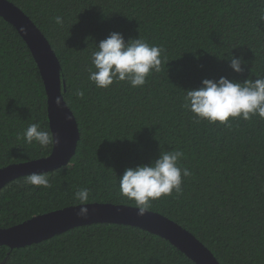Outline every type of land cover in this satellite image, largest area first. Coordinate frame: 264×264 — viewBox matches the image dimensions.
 <instances>
[{"label":"trees","instance_id":"trees-1","mask_svg":"<svg viewBox=\"0 0 264 264\" xmlns=\"http://www.w3.org/2000/svg\"><path fill=\"white\" fill-rule=\"evenodd\" d=\"M51 42L67 83L64 97L80 128L67 166L44 172L51 187L20 188L22 175L0 190V226L86 203L136 206L119 195L128 167L180 150L182 194L150 202L193 232L222 264H264V120L230 118L231 127L200 120L183 107L187 90L205 78L264 77V0H10ZM61 17L57 24L55 17ZM159 46L161 70L145 85L98 88L88 79L91 53L111 32ZM243 57L245 71L229 66ZM94 70V69H93ZM84 91V98L74 95ZM32 123L52 135L44 148L18 138ZM48 93L18 29L0 16V168L51 154ZM0 264H196L168 239L138 226L81 225L19 248L0 245Z\"/></svg>","mask_w":264,"mask_h":264},{"label":"clouds","instance_id":"clouds-1","mask_svg":"<svg viewBox=\"0 0 264 264\" xmlns=\"http://www.w3.org/2000/svg\"><path fill=\"white\" fill-rule=\"evenodd\" d=\"M57 24L62 18L55 17ZM161 52L159 46L151 45L142 38H130L127 42L122 33L113 31L96 45L91 53L93 69H89L88 79L98 88H108L114 82L125 81L132 87L145 85L152 72L161 70ZM229 66L237 73L245 71L243 57L231 54ZM74 95L84 98V91L76 89ZM56 104H62V97H56ZM183 107L191 111L200 120L209 123L219 122L231 127L230 118L250 120L258 115L264 120V77L236 81L227 77L205 78L201 86L189 89L184 96ZM71 119V117H67ZM28 144L35 142L41 148L52 142V135L39 123L30 124L18 137ZM184 153L180 150L161 151L159 158L151 164L128 167L119 176V195L133 200L143 216L150 202L168 196L175 191L182 194L183 179L191 175L187 167H181ZM27 186L51 187L49 177L44 173H32L26 176L20 188ZM74 199L85 205L89 199V189L81 188L74 193ZM78 216L86 218L88 208L82 207Z\"/></svg>","mask_w":264,"mask_h":264},{"label":"water","instance_id":"water-1","mask_svg":"<svg viewBox=\"0 0 264 264\" xmlns=\"http://www.w3.org/2000/svg\"><path fill=\"white\" fill-rule=\"evenodd\" d=\"M0 16L18 29L40 68L48 93V111L54 138L50 155L0 168L1 190L7 183L22 175L44 173L67 166L76 154L80 128L64 97L67 83L62 76L61 61L49 39L33 19L10 0H0ZM57 96L62 97L60 106L56 104ZM69 116L71 119L67 118ZM82 207L88 208L86 218L77 215ZM138 212L137 206L127 204L95 202L69 206L34 216L15 226H0V245L19 248L49 239L77 226L112 222L138 226L158 234L185 252L196 264H222L204 242L178 222L149 209L143 216H139Z\"/></svg>","mask_w":264,"mask_h":264}]
</instances>
